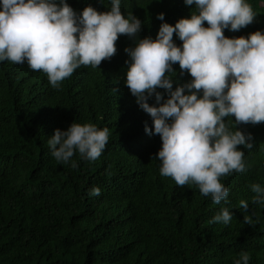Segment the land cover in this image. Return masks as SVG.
I'll list each match as a JSON object with an SVG mask.
<instances>
[{
  "label": "trees",
  "instance_id": "obj_1",
  "mask_svg": "<svg viewBox=\"0 0 264 264\" xmlns=\"http://www.w3.org/2000/svg\"><path fill=\"white\" fill-rule=\"evenodd\" d=\"M66 2L78 15L87 6L101 13L112 6L111 0ZM246 2L255 20L237 32L225 29L226 38L264 33V0ZM120 8L125 18L132 13L141 21V31L121 35L110 60L77 68L59 89L26 61H0V264H234L242 251L250 254L249 264H264V206L253 203L250 188L264 187V123L237 125L251 134L253 147L238 146L250 166L245 172L220 178L229 189L227 203L215 204L195 183L180 187L162 176L156 159L161 138L145 132L152 119L125 84V48L146 37L155 40L162 23L190 18L195 5L120 0ZM173 41L182 47L175 34ZM172 67L173 91L191 82L179 64ZM157 91L168 98L166 90ZM148 103L159 106L154 96ZM74 121L109 129L95 161L78 152L68 163L52 156L49 138ZM225 122L236 130L234 117ZM92 188L101 194L90 196ZM240 200L248 202L247 211ZM225 207L231 222L209 223ZM245 215H252V225L244 223Z\"/></svg>",
  "mask_w": 264,
  "mask_h": 264
},
{
  "label": "clouds",
  "instance_id": "obj_2",
  "mask_svg": "<svg viewBox=\"0 0 264 264\" xmlns=\"http://www.w3.org/2000/svg\"><path fill=\"white\" fill-rule=\"evenodd\" d=\"M184 3L195 5L190 18H181L174 26L162 23L155 40L146 37L134 48H125L130 57L125 62V84L152 119V129L145 126V132L161 138L156 156L160 174L180 187L195 183L201 195L211 196L215 204L227 203L229 189L220 178L245 172L250 166L238 146L253 147L251 134L237 130V125L264 123V33L225 37V29L237 32L255 20L257 14L246 0ZM111 4L110 11L101 13L87 6L78 15L66 0H0V61H26L32 70L47 75L53 89H59L77 68H97L110 60L121 35L131 38L141 31L138 18L122 14L120 0ZM157 19L163 21L164 14ZM174 34L182 47L174 43ZM175 64L192 80L173 91L169 74L175 73ZM157 89L166 90L168 98ZM153 96L159 106L148 103ZM226 117L235 118V131ZM108 140L107 127L100 130L92 123L74 121L66 131L56 129L48 145L58 162L68 163L77 152L95 161ZM72 167H77L75 162ZM250 188L255 193L253 203L264 206V187L253 183ZM100 194L99 188L89 192ZM239 206L249 208L246 200H240ZM252 215L244 216L245 224L254 223ZM232 218L225 207L209 223L227 225ZM249 260L250 254L242 251L234 264H249Z\"/></svg>",
  "mask_w": 264,
  "mask_h": 264
}]
</instances>
